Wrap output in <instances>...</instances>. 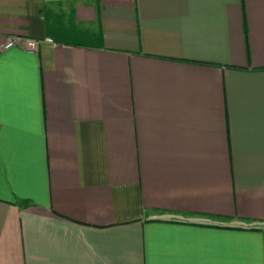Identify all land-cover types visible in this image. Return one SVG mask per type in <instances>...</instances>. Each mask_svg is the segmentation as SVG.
Listing matches in <instances>:
<instances>
[{
  "label": "crops",
  "instance_id": "0c3cea01",
  "mask_svg": "<svg viewBox=\"0 0 264 264\" xmlns=\"http://www.w3.org/2000/svg\"><path fill=\"white\" fill-rule=\"evenodd\" d=\"M0 264H264V0H0Z\"/></svg>",
  "mask_w": 264,
  "mask_h": 264
},
{
  "label": "built area",
  "instance_id": "2783aa9c",
  "mask_svg": "<svg viewBox=\"0 0 264 264\" xmlns=\"http://www.w3.org/2000/svg\"><path fill=\"white\" fill-rule=\"evenodd\" d=\"M44 39L47 41H52L50 36H45L43 38L32 37L28 35H20V34H11L7 37V39L2 44L3 47H9L12 45H20L24 49L35 51L38 48L39 42Z\"/></svg>",
  "mask_w": 264,
  "mask_h": 264
},
{
  "label": "trees",
  "instance_id": "16d2710c",
  "mask_svg": "<svg viewBox=\"0 0 264 264\" xmlns=\"http://www.w3.org/2000/svg\"><path fill=\"white\" fill-rule=\"evenodd\" d=\"M40 11L42 13V16L44 17L45 27L48 33H55L56 37H61V36H65V38L69 37V35H66L65 33H57L59 26L58 23L55 20H53L54 16L51 15L53 13L49 7L47 6L40 7Z\"/></svg>",
  "mask_w": 264,
  "mask_h": 264
}]
</instances>
